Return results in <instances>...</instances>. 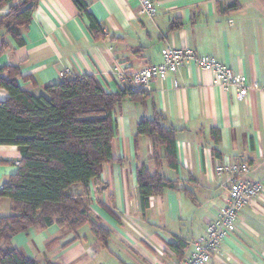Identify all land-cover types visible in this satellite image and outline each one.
Listing matches in <instances>:
<instances>
[{"label": "crops", "instance_id": "1", "mask_svg": "<svg viewBox=\"0 0 264 264\" xmlns=\"http://www.w3.org/2000/svg\"><path fill=\"white\" fill-rule=\"evenodd\" d=\"M154 2L156 13L149 17L138 0H85L102 28L95 35L72 0H38L22 31L24 44L5 37L0 67L15 66L22 76H31L18 84L35 96L46 95L44 87L61 72L93 75L104 91L116 93L130 86L115 78L117 63L128 75L160 63L165 46L211 55L244 75L249 86L238 99L234 88L224 90L209 72L186 64L165 79L152 78L143 89L144 104L125 99L113 111L115 161L103 164L100 177L89 183V217L110 230L107 242L96 239L89 225L78 230L77 239L55 224L15 235L12 246L40 264H177L225 203L227 191L215 174L218 163L247 162L250 177L264 188V0ZM234 3L237 9H225ZM173 22L178 26L171 29ZM6 95L0 88V99ZM153 107L176 129V168L163 158V147L135 137L138 121L152 117ZM154 153L161 157L156 162L150 159ZM19 159L17 146L0 145V187L16 172ZM141 162L174 184L149 198L144 215L136 179ZM9 212L10 201L0 198V215ZM177 239L186 243L182 259L172 247ZM208 264H264V191L237 213L235 230Z\"/></svg>", "mask_w": 264, "mask_h": 264}, {"label": "trees", "instance_id": "2", "mask_svg": "<svg viewBox=\"0 0 264 264\" xmlns=\"http://www.w3.org/2000/svg\"><path fill=\"white\" fill-rule=\"evenodd\" d=\"M37 1L0 0V9L9 5L0 16V55L8 48L6 36L19 46L24 44L22 31L30 24ZM72 1L98 35L102 28L85 0ZM238 7L234 3L225 9ZM176 25L173 22L170 28ZM19 79L32 77L22 76L15 66L0 67V88L7 93L0 99V145L17 146L20 153L16 172L0 187V198L10 201V213L0 215V264H40L12 246L15 235L55 224L77 239L78 230L89 225L96 239L107 242L110 230L89 217V183L100 177L103 164L115 161L113 111L125 99L144 104L147 93L131 86L108 93L93 75H65L44 87L46 95L35 96L20 87ZM153 111L152 117L138 121L135 137L145 136L163 147V158L176 168V129L155 107ZM158 158L154 153L150 159ZM136 179L142 215L152 195L174 188L173 181L157 170L151 172L144 162L136 167ZM172 247L182 259L186 243L177 239Z\"/></svg>", "mask_w": 264, "mask_h": 264}, {"label": "built area", "instance_id": "3", "mask_svg": "<svg viewBox=\"0 0 264 264\" xmlns=\"http://www.w3.org/2000/svg\"><path fill=\"white\" fill-rule=\"evenodd\" d=\"M154 1L138 0L140 11L149 17L155 15ZM160 53V63L147 65L128 75L124 65L117 63L114 67L115 78L120 82L127 79L134 89H147L152 78L165 79L167 73H173L183 65L194 64L209 72L212 82L222 89L234 88L238 99L248 92L247 78L234 73L211 55L200 54L186 46H165ZM67 73L61 72L59 76L64 77ZM249 171L245 161H224L215 166V174L227 191V198L218 209L217 217L206 225L204 234L193 243L190 254L177 264H208L212 256L219 252L223 240L235 230L237 213L264 191L262 182L251 178Z\"/></svg>", "mask_w": 264, "mask_h": 264}, {"label": "rangeland", "instance_id": "4", "mask_svg": "<svg viewBox=\"0 0 264 264\" xmlns=\"http://www.w3.org/2000/svg\"><path fill=\"white\" fill-rule=\"evenodd\" d=\"M10 213V212H9Z\"/></svg>", "mask_w": 264, "mask_h": 264}]
</instances>
